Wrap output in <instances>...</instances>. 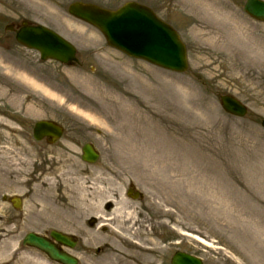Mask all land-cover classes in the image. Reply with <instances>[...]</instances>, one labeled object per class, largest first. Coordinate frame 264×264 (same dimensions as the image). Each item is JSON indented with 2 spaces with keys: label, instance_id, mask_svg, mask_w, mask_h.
Returning <instances> with one entry per match:
<instances>
[{
  "label": "rangeland",
  "instance_id": "obj_1",
  "mask_svg": "<svg viewBox=\"0 0 264 264\" xmlns=\"http://www.w3.org/2000/svg\"><path fill=\"white\" fill-rule=\"evenodd\" d=\"M77 1L147 6L186 45L187 73L112 50L67 14ZM245 1L0 0V264H52L21 246L25 234L51 230L76 237L79 264H169L176 251L205 264H264V24L244 14ZM22 21L72 43L79 65L41 62L19 46L5 26ZM227 94L248 116L222 113ZM43 119L64 128L53 147L32 139ZM157 131L177 153L151 158L136 143ZM86 143L100 153L93 166L80 160ZM129 185L142 200L126 197ZM3 196H21L22 211ZM66 204L73 213L56 208Z\"/></svg>",
  "mask_w": 264,
  "mask_h": 264
},
{
  "label": "water",
  "instance_id": "obj_2",
  "mask_svg": "<svg viewBox=\"0 0 264 264\" xmlns=\"http://www.w3.org/2000/svg\"><path fill=\"white\" fill-rule=\"evenodd\" d=\"M244 11L251 18L264 22V2L247 0ZM68 12L97 28L109 46L130 57L175 72H184L187 68L185 50L175 32L144 7L127 4L116 12H110L93 5L74 3L69 7ZM15 39L23 47L37 51L43 61L50 59L62 64L76 62L74 48L45 28L31 27L23 23ZM220 101L226 113L236 117H243L246 114L245 108L236 100L225 96ZM61 133L57 126L44 121L36 123L33 129V137L36 141L48 137L54 142ZM82 153V160L86 163L93 164L98 159L97 153L89 145L82 148ZM13 203L18 207V200H14ZM50 237L68 248L72 249L75 246L72 239L59 233L51 232ZM23 245L44 253L51 261L58 264H77L75 259L64 254L54 244L35 234H28L24 238ZM171 264H202V262L198 258L177 252L173 255Z\"/></svg>",
  "mask_w": 264,
  "mask_h": 264
},
{
  "label": "bare ground",
  "instance_id": "obj_3",
  "mask_svg": "<svg viewBox=\"0 0 264 264\" xmlns=\"http://www.w3.org/2000/svg\"><path fill=\"white\" fill-rule=\"evenodd\" d=\"M144 135H146V134H142V133L138 134L137 136L139 137V139L136 141V143L143 145L147 149H149V147H151L152 151L148 154V156H150L151 158L155 157V155H157L158 152H160V154L163 155V157L167 156L168 154L173 155L171 151L177 153L178 147L174 144L173 145L167 144V147L165 148L166 150L164 149V147L166 146V143L168 142V139L166 136H164V134L161 133V131H157L154 134L147 135L148 138H147L146 142L148 143L149 146L146 144L145 141L140 139ZM166 151H167V153L164 154V152H166ZM157 163H160V161H157ZM83 197H84V195L82 194V192L81 193L79 192L80 201H81V198H83ZM81 204L88 206V203L86 201H81ZM59 207L61 210L65 209V211H67L65 213H68L69 211H71L70 212V214H71L74 212V210L69 209V207H70L69 204H66L64 206H59V205L56 206V208H58V209H59ZM75 207L78 208L77 206H75ZM63 212H64V210H63ZM103 254H104L105 259L110 258L111 253L109 251H105ZM40 264H43V263H40ZM109 264H112V263H109Z\"/></svg>",
  "mask_w": 264,
  "mask_h": 264
}]
</instances>
